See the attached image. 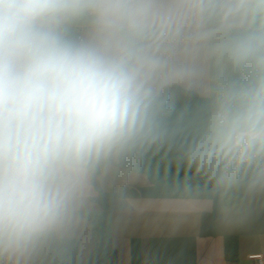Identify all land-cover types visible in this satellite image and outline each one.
Masks as SVG:
<instances>
[{
	"label": "clouds",
	"instance_id": "obj_1",
	"mask_svg": "<svg viewBox=\"0 0 264 264\" xmlns=\"http://www.w3.org/2000/svg\"><path fill=\"white\" fill-rule=\"evenodd\" d=\"M174 90L206 100L185 166L264 190V0H0V264H31L106 164L159 142Z\"/></svg>",
	"mask_w": 264,
	"mask_h": 264
},
{
	"label": "crops",
	"instance_id": "obj_2",
	"mask_svg": "<svg viewBox=\"0 0 264 264\" xmlns=\"http://www.w3.org/2000/svg\"><path fill=\"white\" fill-rule=\"evenodd\" d=\"M206 100L198 95L188 108L167 102L161 140L130 150L144 156V168L122 170L107 165L100 177L102 194L110 199L108 236L118 254L117 264H255L264 256V190L247 192L244 201L226 206L205 178L190 185V169L181 161L183 146L195 135ZM116 160V158L114 159ZM200 190L194 200L186 187ZM124 188L139 199H117ZM94 188L91 199L97 198ZM216 210V236L204 238L202 217ZM102 207L91 200L64 232L49 238L31 264H87L96 247V226ZM239 238V259L225 258V237ZM105 264H109L106 262Z\"/></svg>",
	"mask_w": 264,
	"mask_h": 264
},
{
	"label": "trees",
	"instance_id": "obj_3",
	"mask_svg": "<svg viewBox=\"0 0 264 264\" xmlns=\"http://www.w3.org/2000/svg\"><path fill=\"white\" fill-rule=\"evenodd\" d=\"M198 99V95H185L184 93L174 90L169 94L168 102L177 108H188L192 105L194 100ZM110 164L116 165L122 170L130 168H144L146 161L143 155L128 151L121 156L117 157L116 160L110 161L106 164L96 175L94 180V188L98 193V197L91 199L93 203H97L102 207V215L99 217L96 226V247L94 252L88 259L87 264H117L118 254L113 248L111 239L108 236V219L110 215V199H107L101 190V184L99 177L103 169ZM202 176L196 175L193 169H190L188 180L190 185H196ZM209 188H212L210 183H207ZM220 189L215 190L219 192ZM247 192L243 186H233L223 188L222 198L224 204L228 207L241 204ZM117 199H139L140 193L133 188H124L116 196ZM216 210L217 202L213 212L204 214L202 217V232L201 236L204 238H214L216 236ZM225 258L228 262H237L239 259V238L236 236L225 237Z\"/></svg>",
	"mask_w": 264,
	"mask_h": 264
},
{
	"label": "built area",
	"instance_id": "obj_4",
	"mask_svg": "<svg viewBox=\"0 0 264 264\" xmlns=\"http://www.w3.org/2000/svg\"><path fill=\"white\" fill-rule=\"evenodd\" d=\"M255 264H264V256H257L255 258Z\"/></svg>",
	"mask_w": 264,
	"mask_h": 264
}]
</instances>
